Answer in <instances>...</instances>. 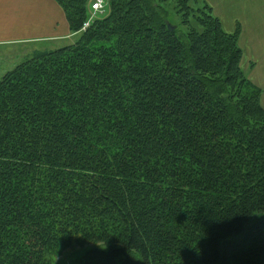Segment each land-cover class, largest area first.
I'll return each mask as SVG.
<instances>
[{
	"label": "trees",
	"instance_id": "trees-1",
	"mask_svg": "<svg viewBox=\"0 0 264 264\" xmlns=\"http://www.w3.org/2000/svg\"><path fill=\"white\" fill-rule=\"evenodd\" d=\"M55 1L78 40L0 80V264H264L240 29L204 0H108L84 31L90 0Z\"/></svg>",
	"mask_w": 264,
	"mask_h": 264
},
{
	"label": "crops",
	"instance_id": "crops-1",
	"mask_svg": "<svg viewBox=\"0 0 264 264\" xmlns=\"http://www.w3.org/2000/svg\"><path fill=\"white\" fill-rule=\"evenodd\" d=\"M204 1L227 33L240 29L241 66L262 90L264 108V0ZM78 36L55 0H0V76L34 55L73 45Z\"/></svg>",
	"mask_w": 264,
	"mask_h": 264
},
{
	"label": "built area",
	"instance_id": "built-area-1",
	"mask_svg": "<svg viewBox=\"0 0 264 264\" xmlns=\"http://www.w3.org/2000/svg\"><path fill=\"white\" fill-rule=\"evenodd\" d=\"M107 1L106 0H94L91 5L87 23L85 24L84 31L87 30L95 20L103 17L107 13Z\"/></svg>",
	"mask_w": 264,
	"mask_h": 264
},
{
	"label": "rangeland",
	"instance_id": "rangeland-1",
	"mask_svg": "<svg viewBox=\"0 0 264 264\" xmlns=\"http://www.w3.org/2000/svg\"><path fill=\"white\" fill-rule=\"evenodd\" d=\"M92 0H90L91 2ZM169 10V8H168ZM170 20L173 23H177L179 20L177 19V17H175L174 13L171 12L170 14ZM1 61V60H0ZM10 71L11 69H6V71H4L3 75L0 76V80L3 78V76L6 74L7 71ZM248 74V72L246 73ZM79 256L80 253L78 250H71V251H67L63 254L62 257H60L59 259L56 260L55 264H80L79 262Z\"/></svg>",
	"mask_w": 264,
	"mask_h": 264
},
{
	"label": "water",
	"instance_id": "water-1",
	"mask_svg": "<svg viewBox=\"0 0 264 264\" xmlns=\"http://www.w3.org/2000/svg\"><path fill=\"white\" fill-rule=\"evenodd\" d=\"M168 26H169V29L173 30V28H171V25L170 24Z\"/></svg>",
	"mask_w": 264,
	"mask_h": 264
},
{
	"label": "bare ground",
	"instance_id": "bare-ground-1",
	"mask_svg": "<svg viewBox=\"0 0 264 264\" xmlns=\"http://www.w3.org/2000/svg\"><path fill=\"white\" fill-rule=\"evenodd\" d=\"M86 23H87V22H86ZM86 23H85V24H86ZM85 24H84V26H83V30H84V28H85Z\"/></svg>",
	"mask_w": 264,
	"mask_h": 264
}]
</instances>
